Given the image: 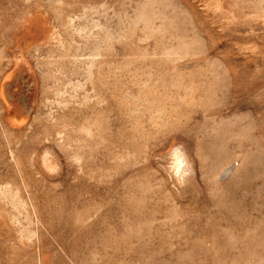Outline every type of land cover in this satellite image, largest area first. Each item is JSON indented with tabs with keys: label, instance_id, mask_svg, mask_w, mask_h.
Instances as JSON below:
<instances>
[{
	"label": "rangeland",
	"instance_id": "obj_1",
	"mask_svg": "<svg viewBox=\"0 0 264 264\" xmlns=\"http://www.w3.org/2000/svg\"><path fill=\"white\" fill-rule=\"evenodd\" d=\"M0 264H264V0H0Z\"/></svg>",
	"mask_w": 264,
	"mask_h": 264
}]
</instances>
